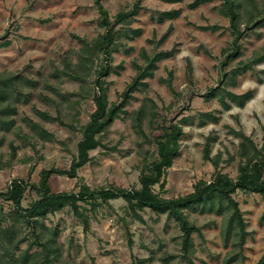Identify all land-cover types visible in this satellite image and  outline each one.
<instances>
[{
	"label": "rangeland",
	"instance_id": "374dc122",
	"mask_svg": "<svg viewBox=\"0 0 264 264\" xmlns=\"http://www.w3.org/2000/svg\"><path fill=\"white\" fill-rule=\"evenodd\" d=\"M94 1L0 0V38L5 36L0 43L9 41L0 47V80H6L7 94L0 100V192L14 179L35 185L43 170H67L82 128L95 110L96 85L108 88V106L119 104L120 95L145 65V56L162 51L173 54L160 60L153 76L132 93L76 177L50 178L52 193L139 189L140 173L158 159L156 140L169 123L181 126L183 132L164 188L153 187L163 199L186 196L217 174L234 180L244 137L264 152V60L237 76L235 86L225 87L222 80V72L264 57V0H240L239 54L225 67L220 64L233 36L228 19L219 13L223 0H209L196 8H190L193 0H101L111 23L118 13L138 5L137 14L116 24L113 31L100 26ZM169 11L178 15L158 22L160 13ZM250 18L255 24H247ZM137 30L138 37H125ZM100 39L113 43L108 58L96 47ZM216 87L252 96L243 107L231 104L225 110L217 98L205 99ZM225 100L229 102L226 95ZM206 113L218 121L202 118ZM44 114L57 121L46 120ZM232 197L246 225L242 244L235 230L224 240L226 210L220 215L185 211L201 232L192 235V247L185 253L173 220L149 209L134 214L120 198L106 204L78 202L82 218L68 207L49 214L42 221V232L44 239L55 238L50 246L59 256L53 264H264V196L236 191ZM36 199L27 188L22 207ZM82 219L88 221L87 230ZM10 230L11 242L0 246L4 260L23 255L40 229L15 220L11 203L0 198V231ZM39 251L34 245L29 253Z\"/></svg>",
	"mask_w": 264,
	"mask_h": 264
},
{
	"label": "trees",
	"instance_id": "16d2710c",
	"mask_svg": "<svg viewBox=\"0 0 264 264\" xmlns=\"http://www.w3.org/2000/svg\"><path fill=\"white\" fill-rule=\"evenodd\" d=\"M172 1V0H167ZM96 9L100 15L99 24L106 31H113L116 24L124 23L128 18L137 14L138 5H135L132 10L125 13H118L114 21L111 23L107 11L103 8L101 0H95ZM209 0H193L190 8H196L201 4L207 3ZM240 0H223L222 6L219 8V13L228 19L229 28L232 32L233 41L231 48L227 51L221 61V67L229 64L232 58L239 54V47L237 41L241 37L243 31L240 29ZM178 15V11L162 12L158 17V22H163L165 19H172ZM253 23L250 18L247 22L249 25ZM260 24L262 21L260 20ZM216 27H205L208 29H215ZM133 36L125 35L129 40L140 35V30L132 32ZM118 35L114 31V37ZM113 37V38H114ZM3 36L1 39H4ZM83 45L84 41L78 39ZM9 41L0 43V47L7 46ZM112 41L107 43L100 39L96 47L104 54L105 58L110 56ZM226 53V52H225ZM173 51H162L154 54L151 57L145 56V65L138 68V72L132 83L126 87L120 95L121 101L119 104H111L108 106V88L97 84L98 97L94 100L95 110L90 115L89 122L82 128V136L76 146V156L73 158L67 170L49 168L39 173L38 183L35 185H28L22 180L14 179L10 182L5 192H0V198L8 200L13 206V214L15 220L23 221L24 223L33 224V228L40 230L34 235L33 241L28 244L24 254L20 257H7L3 259L0 256V264H53L59 254L58 250L53 249L50 244L55 243V238L44 239L42 230L45 226L42 221L46 219L49 214L61 211L68 207L75 212L79 217H83L79 211L78 202L84 200L96 201L100 200L102 203H107L111 200L122 199L130 212L136 213L144 209H149L155 214L165 215L167 219L173 220L181 232V245L185 253H188L192 247V235L195 233L201 235L200 228L194 226L189 222L185 211L191 212H212L220 215L224 210L228 212V217L225 221L224 240L229 239L232 230H235L240 243H244L246 236V225L242 218V213L239 209L238 203L233 199L232 195L236 191L246 193H256L264 196V152L258 150L253 142L244 137L240 144V157L242 162L238 168V175L233 180L223 174H217L210 183H198L194 187V191L186 196L176 197L172 199H163L158 194L154 193L153 187L157 184L164 188V177L166 171L172 166L173 161L179 155V139L182 135V128L177 124L165 125L156 140L158 159L153 162L146 170L142 171L139 176V189H123V188H109L101 190L88 191L82 189L78 193H57L51 192L49 180L53 175L67 176L75 178L77 171L90 161L89 152L100 147V137L111 126L113 121L118 118L120 112H124L125 106L131 99L132 93L137 90L138 86H144L143 82L146 78H151L153 72L157 67V63L171 57ZM264 60L263 56L256 57L246 63H241L229 72H222V80L225 87L235 86L234 79L251 70L254 64H258ZM16 76L14 79H18ZM220 80V85H222ZM227 83H226V82ZM6 80H0V100H6L7 94L4 90L6 87ZM225 87L212 88L206 95L205 99L210 100L217 98L223 105L225 110L231 108V104L237 107H243L244 104L251 99L252 92H247L242 95L230 93ZM225 95L228 96L229 102L225 100ZM10 112H13L11 110ZM140 111H138L137 120H140ZM202 118L217 122L218 117L206 113L201 115ZM46 120L56 122L57 118H52L44 114ZM204 121L201 119L200 125ZM204 157L208 158L209 144H206ZM27 188H30L36 194L37 199L33 201L28 208L22 207L23 195ZM84 230L88 229V221L82 219ZM0 231V246L4 243H10L13 231ZM57 232H53L55 237ZM34 245L40 248L39 252L30 254V250ZM5 257V258H6ZM30 260H32L30 262ZM189 264H192L188 261Z\"/></svg>",
	"mask_w": 264,
	"mask_h": 264
}]
</instances>
